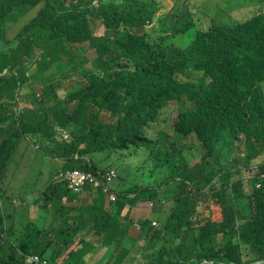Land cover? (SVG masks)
<instances>
[{"label":"trees","instance_id":"trees-1","mask_svg":"<svg viewBox=\"0 0 264 264\" xmlns=\"http://www.w3.org/2000/svg\"><path fill=\"white\" fill-rule=\"evenodd\" d=\"M93 1L0 0V38L6 45L0 48V72L9 66L0 75V198L7 164L22 135L45 138L55 156L66 158V167L87 172L98 171L85 159L92 153L144 148L164 177L161 183L120 192L112 210L96 222L99 243L112 248L111 257L102 264H126L133 250L144 259L139 264H200L204 260L250 264L264 260V183L246 193L239 168L241 163L249 167L264 154V12L244 21L211 20L207 30H199L181 48L173 39L199 23L192 10L179 4L157 17V0H96L97 5ZM263 3L249 0L237 9ZM38 5L36 16L14 38L5 39L7 24ZM91 18L100 19L102 35L93 33ZM154 20L159 33L151 38L147 30ZM77 42H87L97 54L92 67L76 61L74 53L71 56V70L81 72L86 83L70 99H62L49 87V80L41 96L28 93L34 99L32 106L21 107L15 98L17 88L19 95L23 84L31 83L40 69L54 62V54L68 49L66 43ZM36 49L49 60L41 64ZM36 61L38 70L28 73ZM65 65L58 62L59 67ZM190 73L201 75L195 81L180 79ZM46 96H52V105H44ZM173 102L179 110L174 131L181 137L197 135L206 152L196 166L175 143L159 148V138L147 135V129L157 124L160 111ZM103 112L111 115V122L101 119ZM58 126L70 131L69 142L57 139ZM239 142L246 145V158L233 157ZM216 152L215 160L208 161ZM58 186L69 192L65 186L51 183L44 194ZM211 198L221 207V221L195 227L191 218L196 207ZM165 199L173 202L166 218L157 228L150 220L141 221V231L128 245L122 236H127V228L120 226L125 205L161 204ZM83 223L78 220L60 231L77 234ZM0 228L4 230L1 212ZM47 234L30 224L17 245L5 239L0 264H24L23 254L29 253L52 263L73 243L64 240L62 246L52 247L43 241ZM113 235L117 236L113 243L104 238ZM78 243L80 247L69 250L61 264H83L86 242Z\"/></svg>","mask_w":264,"mask_h":264},{"label":"rangeland","instance_id":"rangeland-1","mask_svg":"<svg viewBox=\"0 0 264 264\" xmlns=\"http://www.w3.org/2000/svg\"><path fill=\"white\" fill-rule=\"evenodd\" d=\"M159 11L157 17L162 16L163 14L175 10L179 4L185 9H190L195 12L196 18L199 20L197 26L190 29L188 32L178 35L173 42L181 47L185 48L190 44L193 38L196 36L199 30H207L210 26L211 20L217 22L229 23L233 21H244L249 19L254 14L262 11L264 12V3L259 6H246L245 8H233L240 7L249 3V0H157ZM185 9V10H187ZM22 25L30 21V17H22ZM90 25L94 32L98 30L101 26L102 32L97 35H102L104 33V26L102 25L100 19L91 18ZM148 33L151 38L157 37L159 33V28L157 26V21L154 20L152 25L148 27ZM67 44V43H66ZM77 44V43H75ZM85 46V43H82L81 46H75L73 49H66L65 53L62 52L61 59H64L69 64L70 68L72 66L71 56L80 62L83 61L85 66L92 67V59H94L97 54L94 50L91 49H82ZM69 57H68V56ZM91 60V61H89ZM34 71L38 69V61L35 64L31 65ZM54 67L45 71L46 75L43 76V81L48 80V75L53 77ZM69 73V69H60L59 74ZM199 73H190L187 77H180L181 80H190L195 81L200 77ZM63 78L60 80L58 89L54 88V93L56 96L64 99H70V95L77 90L74 86L76 81L83 80V85L86 82L81 72H73L71 70V76ZM83 76V77H81ZM25 83L23 84L22 90L30 88L32 92L36 89L37 86L48 83ZM56 83V81H53ZM73 86V87H72ZM79 89V88H78ZM27 92V93H30ZM26 92L22 95H26ZM54 96V94H52ZM178 106L176 102L170 103L167 108H164L160 112V118L157 124L151 125L147 129V135L150 139L156 140L159 138L158 147H163V145L169 146L173 143L177 147H180L183 150V155L187 157L192 166L202 162L204 157L205 150L202 147V144L199 141L197 135L192 134L189 137H181L176 134L174 131V125L178 119ZM111 115L108 112H104L101 115V119L104 122H111ZM32 139L36 140L35 137L31 136ZM246 145L244 142L238 143V150L233 155L234 158L244 156ZM110 153H113L110 155ZM117 154V155H115ZM264 155V154H263ZM218 156L216 152L215 157L210 158L208 161L213 162ZM94 165L98 168H104L110 166L118 171L119 180H115L112 183L114 191L120 193V187L118 183L123 179V182L127 188L134 187L138 184L145 185L148 183L156 184L161 178L164 177V171H161L158 168H155L157 164L155 161L149 158V150L144 148L137 151L133 150H124V151H105V152H95L88 156ZM59 162L52 159V157L47 153V151L41 147L36 148L33 146L29 138L22 137L19 140V145L17 150L11 156V159L8 163V173L12 181L20 180L26 185L35 186L37 183L39 186L46 185L50 182L52 177L57 172ZM247 175V172H242L241 177ZM246 187L248 186L245 181ZM22 188L14 186L12 189L4 191L3 198H12L15 193L21 192ZM146 208L147 204H142ZM172 207V204H169L164 211H169ZM147 209V208H146ZM154 214V210L151 211ZM132 217L125 216L120 220V226L127 228V236L125 237V242L129 245L132 243V236L130 232L132 231L133 236H136L138 232L135 230V226L140 220V212L131 213ZM152 217V216H151ZM154 220L158 221L156 218ZM192 220L195 225L204 224L207 221H220L221 220V209L216 204L215 201L211 199L200 202L193 214ZM137 229V228H136ZM135 259V258H133ZM136 262L143 261L142 257H136Z\"/></svg>","mask_w":264,"mask_h":264},{"label":"crops","instance_id":"crops-1","mask_svg":"<svg viewBox=\"0 0 264 264\" xmlns=\"http://www.w3.org/2000/svg\"><path fill=\"white\" fill-rule=\"evenodd\" d=\"M39 7L40 5L31 9L26 15L32 18ZM21 20H23V18L20 16L17 20L10 21L7 24L5 39L9 40L17 35L18 31L22 27ZM3 29H5V27H3ZM101 32L102 28L100 26L94 33L100 34ZM82 43H68L66 44V47L74 48L77 45L81 46ZM4 47H6V45L0 38V48ZM35 53L41 64L49 60V57H42L40 55L41 51L39 49H37ZM57 55L58 53L53 55L54 62L48 68H46V70H39V72L42 73V71L48 72L49 69L53 67L55 68L52 72L53 77L48 75V80L43 82L48 83L49 80H52V83L49 85V87H56V89H58L61 79L67 78L66 75H68V77L71 76V71L67 74H59L60 68L58 66V62L66 61L64 59H60ZM36 70L32 72H35ZM34 79L37 83H42V81L38 79V76ZM53 81H56V83ZM29 89L30 88H26L25 90L21 91L19 98L20 106H32L33 97H24V95H22L24 92L27 93ZM74 105L75 103H70L69 108L71 109ZM34 147L38 148L37 146ZM47 153L49 154V152ZM110 155L112 154L110 153ZM50 156L52 159L59 162L58 168L64 167L65 161L63 158L55 159L52 155ZM108 168L109 166L104 167V169ZM2 186L3 192L12 189L14 186L22 188V190H20L21 192L15 193L12 198H1L2 205L0 212L4 218V240L8 239L11 241L12 245H17L19 240L25 236L28 225L35 224L39 228L43 229V231L48 233L43 241L46 243L48 242L52 245V247L62 246L64 240H73V243L70 245L69 249L60 254L57 259L53 261V263L63 262V260L66 258V253L69 250L78 247L79 240L90 241L91 247L95 248L93 251H89L85 255L84 264H102L110 257V249L107 250L106 247H100L98 249V240L100 237L94 234L95 221L101 220L105 212H110L112 210V202L109 200L106 194L100 193L101 196H98L96 195V191L87 189L83 193L76 196L70 194L71 196L68 198L67 195L69 194H61L62 190H59L55 191L53 198H50L48 195L44 196L43 194L46 185L39 186L37 183H35L34 187H30L20 180L12 181L8 170ZM60 196H62V198H59ZM43 197H46L45 200H43ZM134 212H140V219L147 218L150 215L154 216L150 210L144 208L142 204H139L133 207L126 205L121 212V217H132L130 214ZM78 220H82L84 223L79 226V232L77 234H74L73 230L68 233L60 231L61 227L64 229L66 226L73 225L76 223V221L78 222ZM6 230L9 232L10 237H6ZM56 239L59 240V243L54 244Z\"/></svg>","mask_w":264,"mask_h":264},{"label":"clouds","instance_id":"clouds-1","mask_svg":"<svg viewBox=\"0 0 264 264\" xmlns=\"http://www.w3.org/2000/svg\"><path fill=\"white\" fill-rule=\"evenodd\" d=\"M93 4L94 5H97L98 4V2H96V0H94L93 1ZM39 6V5H38ZM40 7H41V5H40ZM39 7V8H40ZM38 8V9H39ZM233 8H237V7H233ZM30 11V10H29ZM28 11V12H29ZM38 11V10H37ZM36 11V13H35V15L34 16H36V14L38 13ZM27 12V13H28ZM27 13H25L23 16H21V17H27ZM33 16V17H34ZM31 19V18H30ZM22 27H23V25H22ZM21 27V28H22ZM20 28V29H21ZM92 31H93V29H92ZM19 32V31H18ZM93 33H94V31H93ZM18 34V33H17ZM95 34V33H94ZM95 35H97V34H95ZM83 43H85V46L84 47H82V49H87V48H89L88 47V44H87V42H83ZM68 44V43H67ZM68 48V47H67ZM68 49H70V48H68ZM73 49V48H72ZM89 49H92V48H89ZM37 50V49H36ZM74 50V49H73ZM94 51H95V49H93ZM96 52V51H95ZM65 53V52H64ZM68 56V55H67ZM58 57L61 59V53H58ZM69 57V56H68ZM93 60V59H92ZM91 61V60H90ZM63 63H66V62H64V61H62ZM35 64V63H34ZM9 68V66H7V67H5L4 69H3V71L2 72H0V75H2L3 73H5L6 72V70ZM61 70L62 69H65V68H68L69 69V72L71 71V68H70V66H69V64L67 65V63H66V65L64 66V67H59ZM31 69H32V67H31ZM30 69V70H31ZM28 71V73H33L32 71ZM46 70V69H45ZM73 72H78L77 70L76 71H72V73ZM45 71H42V73H40L39 72V75H37L38 76V79H40L41 81H43V76H45ZM37 76H33V79H32V81H31V83H34V82H36L35 81V79L34 78H37ZM81 77H83V76H81ZM85 78V77H84ZM83 80L84 79H81L80 81H76V83L74 84V86L77 88V87H80V86H83ZM30 83V82H29ZM86 83V82H85ZM51 84V83H50ZM44 85L45 84H42V85H39V86H37L36 87V89L35 90H33V92L34 93H36L38 96H41L42 95V93H43V87H44ZM78 85V86H77ZM23 87V86H22ZM54 88H56V87H54ZM78 89V88H77ZM21 91H22V88H21ZM21 91H20V94L18 95V88H17V90H16V94H15V98H16V101L19 103V105H20V101H19V98H20V95H21ZM31 91V89H29V91L28 92H30ZM41 91H42V93H41ZM24 97H33V96H29L28 95V93L26 94V95H24ZM46 98L48 99L45 103H44V105L45 106H49V105H52L53 103H54V99L52 98V96H46ZM33 102H34V99L32 100V105H33ZM74 103V102H73ZM37 105V104H36ZM168 106V105H167ZM167 106L165 107V108H167ZM21 107H23V106H21ZM164 109V108H163ZM162 109V110H163ZM161 110V111H162ZM160 111V112H161ZM104 113V112H103ZM102 113V114H103ZM160 114V113H159ZM31 136H33V137H35L36 138V140H34V139H32L31 138ZM22 137H27V138H29L30 139V141L32 142V144L34 145V146H37L38 148H41V147H43L47 152H49V154L50 155H52L55 159H58V158H63L64 159V161L66 160V158L65 157H58V156H55V154L52 152V151H50L49 150V148L50 147H52V144H49V142L48 141H46L45 140V138H39L38 136H36V135H22L21 137H20V139L22 138ZM56 137H57V139H59V140H61V141H66V142H69L70 140H71V138H72V136H71V133H70V131L69 130H67L66 128H64V127H61V126H58L57 127V135H56ZM49 138H50V136H49ZM19 139V140H20ZM19 145V144H18ZM83 145H81L80 147H82ZM18 148V147H17ZM17 150V149H16ZM14 154V153H13ZM111 154H113V153H111ZM115 155H117V154H115ZM74 157H75V159H77L78 158V154H75L74 155ZM247 157V152H246V150H245V153H244V156H242V157H238L239 159L240 158H246ZM87 161H89V160H91L90 158H88V156L85 158ZM10 161V160H9ZM92 161V160H91ZM9 163V162H8ZM92 163H93V161H92ZM65 165H66V162H65ZM64 165V167H61V168H58L57 169V172L55 173V175L52 177V179L50 180V182L49 183H47L46 184V187H45V189H44V191L45 190H47V188H48V186H49V184H51V183H53V184H57V185H63V186H65L67 189H69V192H65V190H63V188H61L60 186H58L57 188H55V189H52V192L51 193H49L48 194V196L50 197V198H53V196H54V193H55V191H59V190H62V192H61V194H73V195H79V194H81V193H83L84 191H86L87 189H92V190H94V191H96V195H98V196H101V194H106L107 196H108V198H109V200L112 202V205L118 200V195H119V192H116V191H114V189H113V187H112V183L115 181V180H119V174H118V171H116L114 168H112V167H110L109 166V168L108 169H104V168H98V167H96L95 165H94V163H93V165L98 169V171H95V172H87V171H83V170H80V168H78V167H74V166H72V167H66ZM74 167V168H73ZM239 168H241V170H242V172H247V175L246 176H244V178L243 177H241V179H243V183H244V185H245V192L246 193H248V192H251L252 190H253V187H255V188H257V189H260L261 187H262V184L264 183V155L262 154V155H260V156H258L255 160H253V162L250 164V166L248 167V166H244V164L243 163H241L240 165H239ZM7 170H8V164H7V169H6V173H7ZM75 171H79V173H82V174H86V175H88V174H90L93 178H94V182H90V181H86L83 185H82V187L80 188V190L79 191H75L74 190V188H72L71 186H70V184H69V179L67 178V176H69L72 172H75ZM5 176H6V174H5ZM5 178V177H4ZM218 180V178L215 180V182ZM245 181L247 182V184H248V186L246 187V184H245ZM3 182H4V179H3ZM3 182H2V185H3ZM95 182H97L98 183V185H95ZM162 181L160 180V181H158V183H161ZM148 184H151V183H148ZM148 184H145V185H140V184H138V185H136V186H148ZM1 185V188H2V191H1V198L3 197V186ZM255 185V186H254ZM118 186L120 187V192H122V191H124V190H126V189H128L126 186H125V184H124V182H123V179L122 180H120V182L118 183ZM158 185H155V187H157ZM135 187V186H134ZM130 188H133V187H130ZM44 191H43V194H44ZM207 192L209 191L208 189L206 190ZM47 193H48V190H47ZM101 193V194H100ZM44 196H47V195H45L44 194ZM131 197H133L134 195H130ZM1 198H0V208H1V205H2V201H1ZM45 198L46 197H43V200H45ZM94 204H96V203H94ZM139 204H147V206H146V208L148 209V210H150V212L152 211V210H154V216H152L151 217V215L149 216V217H147V218H144V219H140L139 221H138V223L136 224V226H135V230L139 233L140 231H141V229H142V226H141V221H144V220H150L151 221V226L152 227H154V228H157L158 226H159V221L160 220H163V219H165L166 218V216H167V214H168V212L169 211H171V208H170V210L169 211H164V209L169 205V204H172V206H173V202L172 201H168V200H163V202L161 203V204H159L158 202H154V201H148V202H139V203H137L135 206H137V205H139ZM219 207H220V205L218 204V203H216ZM128 205V204H127ZM126 206V205H125ZM129 207H133V206H130V205H128ZM197 208V207H196ZM220 209H221V207H220ZM1 211V210H0ZM106 213H108V212H106ZM151 214V213H150ZM1 215H2V213H1ZM125 217V216H124ZM193 217V216H192ZM120 218H122L121 217V215H120ZM154 218H156L158 221H156V220H154ZM102 219H104V214H103V218ZM101 219V220H102ZM221 219H222V213H221ZM100 221V220H99ZM191 221H192V224L196 227V226H200V225H203V224H199V225H195L194 224V222H193V220H192V218H191ZM221 221V220H220ZM3 222H4V218H3ZM96 222L97 221H95V225H94V227H95V235H97V225H96ZM207 222H211V221H207ZM206 222V223H207ZM216 222H218V221H216ZM205 224V223H204ZM137 228V229H136ZM0 230L2 231V234H3V237H4V230L3 229H1L0 228ZM4 232V233H3ZM6 232H7V234H6V237H10V234H9V232L6 230ZM130 234H131V236H132V238H133V234L130 232ZM98 236V235H97ZM137 236V235H136ZM100 237V236H99ZM116 235H113V236H105L104 238L106 239V240H108L109 242H111V243H113L114 241H115V239H116ZM135 237V236H134ZM100 239H101V237H100ZM100 239L98 240V244H99V247H98V249L100 248V247H106V246H104V245H101L100 243H99V241H100ZM8 240V239H7ZM10 241V240H9ZM83 241H85L86 242V245H85V255L89 252V251H93L95 248H93V247H91V242L90 241H86V240H83ZM4 242H5V240L3 241V244H4ZM79 242V241H78ZM10 243H11V241H10ZM138 243L140 244V245H142L143 244V241L141 240V239H138ZM3 244H2V246H3ZM1 246V247H2ZM14 246V245H13ZM0 247V248H1ZM80 247V244L78 243V247L77 248H79ZM77 248H73V249H77ZM107 248V250H108V247H106ZM111 252H112V248H110V257H111ZM22 253V251H19V254H21ZM33 255H36V256H38V258L40 259V262H31V263H29V262H27L26 261V258L28 257V256H33ZM85 255L83 256V264H84V257H85ZM139 256H141L142 257V255H139V253H135L134 252V250H133V252H132V254L129 256V257H127V259H126V264H139V263H144V259H143V257H142V259H143V261H139V262H136L135 260H137L136 259V257H139ZM109 257V258H110ZM109 258L107 259V260H109ZM133 258H135V259H133ZM79 259V258H78ZM23 263L24 264H61V263H49V261L47 260V258H45V257H41L39 254H37V253H29V254H23ZM106 260V261H107ZM105 261V262H106ZM42 262H44V263H42ZM257 262H259V261H257ZM254 263H256V262H254ZM262 263H264V260H261L260 261V263L259 264H262ZM200 264H215L214 262H212V261H208V260H204L202 263H200ZM231 264H235V263H231ZM250 264H253V263H250Z\"/></svg>","mask_w":264,"mask_h":264},{"label":"built area","instance_id":"built-area-1","mask_svg":"<svg viewBox=\"0 0 264 264\" xmlns=\"http://www.w3.org/2000/svg\"><path fill=\"white\" fill-rule=\"evenodd\" d=\"M67 178L69 179L70 186L74 188L75 191H79L82 185L86 181L94 182V178L90 174L88 175L82 174V173H79V171L72 172L69 176H67ZM95 185H98V183L95 182ZM26 261L29 263L40 262V259L38 258V256L33 255V256H28L26 258Z\"/></svg>","mask_w":264,"mask_h":264},{"label":"water","instance_id":"water-1","mask_svg":"<svg viewBox=\"0 0 264 264\" xmlns=\"http://www.w3.org/2000/svg\"><path fill=\"white\" fill-rule=\"evenodd\" d=\"M3 241H4V237H3L2 231L0 230V247L3 244ZM259 263H260V261L259 262H256V263H253V264H259Z\"/></svg>","mask_w":264,"mask_h":264}]
</instances>
